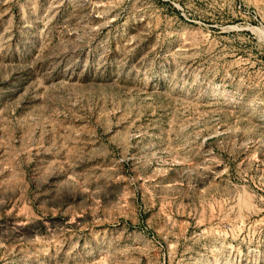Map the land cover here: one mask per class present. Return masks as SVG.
Returning a JSON list of instances; mask_svg holds the SVG:
<instances>
[{"label":"rangeland","instance_id":"rangeland-1","mask_svg":"<svg viewBox=\"0 0 264 264\" xmlns=\"http://www.w3.org/2000/svg\"><path fill=\"white\" fill-rule=\"evenodd\" d=\"M0 264H264V0H0Z\"/></svg>","mask_w":264,"mask_h":264}]
</instances>
